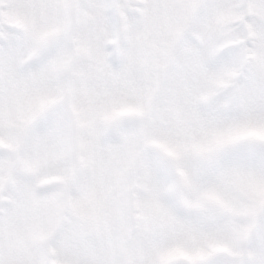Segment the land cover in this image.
Masks as SVG:
<instances>
[{
    "label": "snow or ice",
    "instance_id": "snow-or-ice-1",
    "mask_svg": "<svg viewBox=\"0 0 264 264\" xmlns=\"http://www.w3.org/2000/svg\"><path fill=\"white\" fill-rule=\"evenodd\" d=\"M0 264H264V0H0Z\"/></svg>",
    "mask_w": 264,
    "mask_h": 264
}]
</instances>
